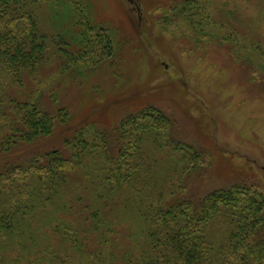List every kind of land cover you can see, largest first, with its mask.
Instances as JSON below:
<instances>
[{"label":"trees","instance_id":"1","mask_svg":"<svg viewBox=\"0 0 264 264\" xmlns=\"http://www.w3.org/2000/svg\"><path fill=\"white\" fill-rule=\"evenodd\" d=\"M47 2L0 0L1 153L55 134L73 119L65 106L48 109L38 85L49 58L63 70L71 61L66 41L41 25ZM180 17L194 29L193 15ZM76 21L85 46V37L100 36L111 53L108 31L93 34L88 15ZM29 80L37 88L28 97L16 94ZM177 85L186 112L194 115L197 105L206 112L203 97ZM147 89L127 98L159 97V88ZM175 121L151 103L112 130L83 120L64 147L0 169V264H264L260 184L249 177L203 196L190 192V180L211 170L215 154L209 145L179 139ZM252 163L245 159L244 167ZM69 184L77 186L71 198ZM120 208L132 213L135 227L119 218ZM46 226L62 241V253L38 240Z\"/></svg>","mask_w":264,"mask_h":264},{"label":"rangeland","instance_id":"2","mask_svg":"<svg viewBox=\"0 0 264 264\" xmlns=\"http://www.w3.org/2000/svg\"><path fill=\"white\" fill-rule=\"evenodd\" d=\"M45 4L41 25L66 41L71 61L63 70L58 59L49 58L38 85L48 109L65 106L73 119L55 134L0 152V169L24 165L37 152L64 147L65 138L74 137L83 120H91L99 130H112L127 114L151 103L176 120L179 139L209 145L215 154L211 170L190 180V192L203 196L249 177L264 191V0H48ZM80 14L88 15L93 34L102 31L99 27L110 33L111 53L100 36L85 37L86 46L81 42L76 21ZM180 14L193 15L194 29ZM29 81L16 94L28 97L37 88L35 81ZM179 83L204 98L206 112L198 105L194 115L183 109L185 93H179ZM154 87L159 88V97L127 98ZM162 159L167 161L163 155ZM245 159L255 166L244 167ZM75 187L69 184L67 198L75 194ZM119 218L132 227L137 223L130 211L121 208ZM46 229L36 232L38 240L57 244L62 253V241Z\"/></svg>","mask_w":264,"mask_h":264},{"label":"water","instance_id":"3","mask_svg":"<svg viewBox=\"0 0 264 264\" xmlns=\"http://www.w3.org/2000/svg\"><path fill=\"white\" fill-rule=\"evenodd\" d=\"M130 1H131V2H134V0H130ZM137 9H138V10H140V7H139V6H137Z\"/></svg>","mask_w":264,"mask_h":264}]
</instances>
